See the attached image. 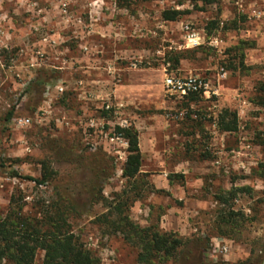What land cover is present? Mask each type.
Wrapping results in <instances>:
<instances>
[{
	"label": "rangeland",
	"instance_id": "374dc122",
	"mask_svg": "<svg viewBox=\"0 0 264 264\" xmlns=\"http://www.w3.org/2000/svg\"><path fill=\"white\" fill-rule=\"evenodd\" d=\"M236 1L201 6L193 0H174L183 13L170 21L161 13L171 9V0H0V146L6 163L18 172L11 176L0 168V215L12 194L22 196L26 212L50 202L65 186L73 188L74 198L81 191L84 199L81 173L88 176L90 167L107 159L114 172L103 194L112 198L127 184L121 177L127 143L114 136L115 126L132 125L138 132L147 184L142 198L130 206V217L141 225L158 220L161 229L183 237L209 234L217 207L214 194L231 185H249L252 190L239 194L235 208L254 219L246 221L234 239L212 237L227 250L209 253L208 260L264 264V180L252 174L264 161V107H244L239 101L253 104L264 85V17L248 19ZM242 1L264 10V0ZM212 20L217 25L209 32L206 25ZM187 21L209 36L218 35L221 49H179L180 25ZM241 40L254 43L243 50L244 67L239 65V51L233 49ZM167 51L183 53L176 69L167 62ZM221 67L227 75L218 96L187 104L184 96L170 94L163 86L165 73L211 77ZM39 69L51 77L40 95L25 93ZM12 107L13 118L4 124ZM223 108L237 113L233 132L216 128ZM18 118H29V123L17 124ZM53 139L60 145L54 146ZM70 148L76 154L84 150L82 160L72 155L76 160L68 162L63 152ZM44 158L51 159L57 174L54 181L36 185L28 177L40 176ZM172 173L184 177L169 182ZM103 210L97 203L89 213L75 215L73 230L100 257V264H137L135 248L119 235L104 234L93 222ZM250 256L252 261H247ZM42 257L39 251L34 264H41Z\"/></svg>",
	"mask_w": 264,
	"mask_h": 264
},
{
	"label": "trees",
	"instance_id": "16d2710c",
	"mask_svg": "<svg viewBox=\"0 0 264 264\" xmlns=\"http://www.w3.org/2000/svg\"><path fill=\"white\" fill-rule=\"evenodd\" d=\"M196 4L206 6L217 0H193ZM183 11L178 9H165L161 13L164 20H176ZM217 25L216 20L209 21L206 28L210 30ZM236 27V26H235ZM254 43L241 40L233 49L239 51V65L244 67L243 50ZM231 49H228L230 51ZM167 62L171 68L176 69L184 55L180 51H167ZM237 66H233L236 69ZM51 76L44 69L36 71L35 75L25 85L24 92H35L40 95L44 85ZM260 93L255 94L252 103L264 107V85L259 87ZM187 104L197 102L201 96L197 93L185 95ZM12 107L4 117V124L13 118ZM103 114L107 110L103 109ZM189 117V114H186ZM200 124V123H198ZM216 128L221 132H233L237 129V113L229 108H223L215 121ZM115 134L123 137L127 143L126 159L122 167L121 177L126 179L124 189L112 198L103 194L106 181L114 172V164L107 160L101 166L89 168V175L81 173V185L86 194L81 199L82 192L77 191V197L72 196L73 188L65 186L59 189L56 197L48 203L36 204L34 211H24L22 196L12 194L4 214L0 215V264L7 261L9 264H34L36 255L43 251L41 264H100V257L86 246L80 235L71 225L75 215L89 213L94 204L102 203L104 210L94 215V221L101 231L107 235H119L123 242L137 250V264H163L169 260L177 264H210L208 254L211 252L212 237L234 239L246 221H252L241 208H235V200L242 192H250L249 185H231L228 189L219 190L214 194L217 205L211 226V233H196L191 237H183L173 230H163L158 220H151L141 225L130 217V206L142 198L143 186L147 184L142 177V153L139 148L138 132L132 125L115 126ZM54 146L60 145L59 140L53 139ZM53 146V147H54ZM52 147V148H53ZM66 160H76L72 155L82 160L84 153H73L72 149H64ZM40 176L28 177L36 185H45L55 180L57 172L52 167L49 158L40 160ZM6 163L2 156L0 146V168L8 170L11 176H18V172ZM82 164H80V168ZM258 179L264 180V161L258 163L252 170ZM72 177V176H70ZM182 173H172L167 176L169 182L175 178L182 179ZM58 188V187H57ZM251 256L254 252H251ZM247 261H252V257ZM257 260V259H255ZM258 259L257 261H259Z\"/></svg>",
	"mask_w": 264,
	"mask_h": 264
},
{
	"label": "built area",
	"instance_id": "2783aa9c",
	"mask_svg": "<svg viewBox=\"0 0 264 264\" xmlns=\"http://www.w3.org/2000/svg\"><path fill=\"white\" fill-rule=\"evenodd\" d=\"M171 4H173L171 9H178L177 5H174V0H171ZM236 5L238 7V11L245 15L248 19L260 20L264 17V10L258 8L255 5H246L242 0H237ZM166 22V21H164ZM261 38H264V28L261 29ZM180 38L181 42L178 45L179 49H191L201 46H207L216 50H220L222 47V40L218 35L209 36L203 28H199L193 24V22L187 21L181 23L180 25ZM226 70L222 67L216 73L214 80H211L209 77L196 74V73H165L163 78V86L165 90L170 94H176L179 96H185L189 93H197L200 96L210 98L212 96H218L220 94L219 84L226 77ZM49 90V87L46 88V91ZM60 90L62 88L60 87ZM241 105H247L245 99H239ZM108 108V105H105ZM16 123L20 125H27L29 123V118H18L16 119ZM94 123H91V126ZM116 138L120 137L118 135H114ZM95 148V145H92ZM237 155L240 152L234 151ZM227 250V246L221 241H213V246L210 254H214L217 252H225Z\"/></svg>",
	"mask_w": 264,
	"mask_h": 264
},
{
	"label": "crops",
	"instance_id": "0c3cea01",
	"mask_svg": "<svg viewBox=\"0 0 264 264\" xmlns=\"http://www.w3.org/2000/svg\"><path fill=\"white\" fill-rule=\"evenodd\" d=\"M248 34H254V32L252 31V33H248ZM226 72H227V71H226ZM216 73H217V72H216ZM216 73H215V75H213V76H211V77H210L209 75H204V74H200V75L207 76V77H209L211 80H214V78H215V76H216ZM226 75H227V73H226ZM225 78H226V77H225ZM223 80H224V79H223ZM223 80H222V81H223ZM222 81H221V82H222ZM221 82H220V84H219V88H220V90H221ZM201 97H202V96H201ZM239 104H240V103H239ZM249 105L252 106V105H254V104H251V103H250V104H247V105H243V104H242V105H240V106L249 107ZM254 106H255V105H254ZM243 110H244V109H241V110H240V111L242 112V114L245 113V111H243ZM240 111H239L238 114H240ZM238 116H239V115H238ZM139 148H141L140 145H139ZM140 151H141V150H140ZM215 240H223V239H221V238H218V239L215 238Z\"/></svg>",
	"mask_w": 264,
	"mask_h": 264
}]
</instances>
